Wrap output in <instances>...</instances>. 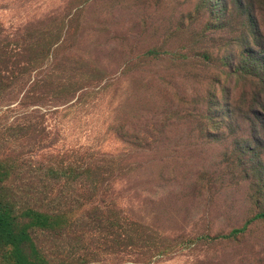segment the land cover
<instances>
[{
  "label": "rangeland",
  "instance_id": "rangeland-1",
  "mask_svg": "<svg viewBox=\"0 0 264 264\" xmlns=\"http://www.w3.org/2000/svg\"><path fill=\"white\" fill-rule=\"evenodd\" d=\"M262 107L264 0H0V200L69 213L51 264H264Z\"/></svg>",
  "mask_w": 264,
  "mask_h": 264
},
{
  "label": "trees",
  "instance_id": "trees-1",
  "mask_svg": "<svg viewBox=\"0 0 264 264\" xmlns=\"http://www.w3.org/2000/svg\"><path fill=\"white\" fill-rule=\"evenodd\" d=\"M262 99L259 96L255 104L250 107L255 113ZM68 174L74 175V180H81L85 176L92 175L89 165L87 167L72 165L68 170L58 169L56 177L64 180ZM3 175L2 181L8 178V174ZM49 208H36L29 205L19 209L8 196L0 200V264H51L47 259L49 257L45 256L43 246H39L34 239L35 231L51 232L66 229L69 226V213L64 212L60 207ZM70 215L72 216V212ZM257 218H264V214ZM242 232L233 231L229 236L220 238H231Z\"/></svg>",
  "mask_w": 264,
  "mask_h": 264
}]
</instances>
